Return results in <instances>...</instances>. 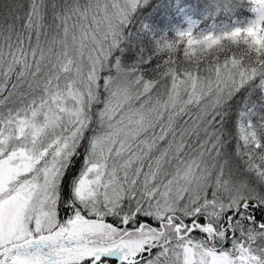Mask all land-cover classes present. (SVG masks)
Masks as SVG:
<instances>
[{
  "label": "snow or ice",
  "instance_id": "1",
  "mask_svg": "<svg viewBox=\"0 0 264 264\" xmlns=\"http://www.w3.org/2000/svg\"><path fill=\"white\" fill-rule=\"evenodd\" d=\"M245 3L242 28L167 40L149 0H0V264H264Z\"/></svg>",
  "mask_w": 264,
  "mask_h": 264
},
{
  "label": "trees",
  "instance_id": "2",
  "mask_svg": "<svg viewBox=\"0 0 264 264\" xmlns=\"http://www.w3.org/2000/svg\"><path fill=\"white\" fill-rule=\"evenodd\" d=\"M151 7L141 9L144 23L157 39L163 37L172 40L182 28L183 21L178 9L185 8L196 24L191 33L194 36L218 35L237 27H244L254 19L253 13L247 8L245 0H241L237 8L213 11L207 6V0H149Z\"/></svg>",
  "mask_w": 264,
  "mask_h": 264
},
{
  "label": "clouds",
  "instance_id": "3",
  "mask_svg": "<svg viewBox=\"0 0 264 264\" xmlns=\"http://www.w3.org/2000/svg\"><path fill=\"white\" fill-rule=\"evenodd\" d=\"M241 0H207V6L212 9L213 11H215V9L217 7H219L221 10H225V9H234L237 8L238 5L240 4ZM232 30L229 31H225V32H231ZM264 31V30H262ZM224 33V32H223ZM218 34V36H222V34ZM225 44H230L233 47L237 46L236 42H233L232 40H227L225 41ZM238 44L240 46H243L244 48L248 49L249 52H251L254 55H262L264 54V47H260L257 46L255 44L252 43L251 40H244V39H240L238 41Z\"/></svg>",
  "mask_w": 264,
  "mask_h": 264
},
{
  "label": "rangeland",
  "instance_id": "4",
  "mask_svg": "<svg viewBox=\"0 0 264 264\" xmlns=\"http://www.w3.org/2000/svg\"><path fill=\"white\" fill-rule=\"evenodd\" d=\"M177 12H179L178 15L181 16L183 25H184L182 28H179L178 31L180 32L190 31L191 32L192 27L196 24V20L193 19L191 14L187 12L185 8H179ZM206 35H209L208 32L206 33Z\"/></svg>",
  "mask_w": 264,
  "mask_h": 264
}]
</instances>
